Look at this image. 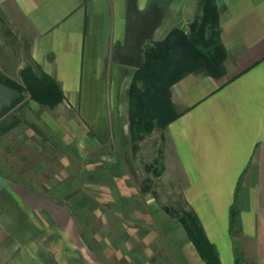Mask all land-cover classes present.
I'll use <instances>...</instances> for the list:
<instances>
[{"label": "crops", "instance_id": "0c3cea01", "mask_svg": "<svg viewBox=\"0 0 264 264\" xmlns=\"http://www.w3.org/2000/svg\"><path fill=\"white\" fill-rule=\"evenodd\" d=\"M151 2L165 4L173 20L183 18L173 5L185 0H137V5L144 10ZM216 4L224 73L192 72L172 85L180 115L164 135L183 178L180 192L220 264H264V0ZM125 30L126 0H0V34L9 44L16 34L22 53L14 62L19 68L14 80L21 82L26 66L53 77L63 99L46 107L62 114L71 136L82 144L91 133L93 146L113 142L114 117L118 122L124 113L118 72L126 65L113 58V51L123 44ZM35 195L0 173V247L17 253L10 263L21 258L24 264H103L89 256L70 219ZM163 226L171 257L160 252L154 264H169L160 262L166 258L173 264H207L176 218ZM127 259L130 264L134 256Z\"/></svg>", "mask_w": 264, "mask_h": 264}, {"label": "rangeland", "instance_id": "374dc122", "mask_svg": "<svg viewBox=\"0 0 264 264\" xmlns=\"http://www.w3.org/2000/svg\"><path fill=\"white\" fill-rule=\"evenodd\" d=\"M173 7L183 18L173 20L167 11L153 41L163 38L173 24H189L202 13L200 0L175 2ZM15 35L9 44L0 34V71L19 79L14 62L22 53ZM8 46L13 51H8ZM133 72V67H119L124 113L118 122L114 117L113 142L93 146L89 144L93 133L85 138V144L76 141L68 131L69 123L62 122L61 113L33 103L28 96L13 110L21 122L0 136V173L28 186L36 201L52 204L55 214L69 218L73 228L81 232L89 256L103 264H127L128 255L134 256L130 264H154L160 252L171 257L172 249L164 235L168 227L163 226L171 216L163 206L187 208L180 192L183 178L170 160L164 130L155 129L136 146L129 141L125 110ZM62 131L68 139L61 137ZM9 252L0 247V264H11V257L17 253ZM164 261L174 262L173 258L160 260ZM13 264L24 261L16 258Z\"/></svg>", "mask_w": 264, "mask_h": 264}, {"label": "trees", "instance_id": "16d2710c", "mask_svg": "<svg viewBox=\"0 0 264 264\" xmlns=\"http://www.w3.org/2000/svg\"><path fill=\"white\" fill-rule=\"evenodd\" d=\"M200 3L201 16L187 24L188 31L175 26L163 38L150 39L142 45L143 62L134 68L127 88L128 136L132 146L155 129L164 130L180 115L171 97L175 82L192 72L202 71L214 77L224 73L225 51L219 42L216 0H200ZM20 75L21 82H17L0 71V83L23 91L28 99L43 106L52 107L63 99L59 84L50 75L42 71L36 73L31 66L22 68ZM163 210L181 223L207 264H220L191 208L163 206ZM230 229L233 234L239 232L235 206L231 208Z\"/></svg>", "mask_w": 264, "mask_h": 264}, {"label": "water", "instance_id": "95a60500", "mask_svg": "<svg viewBox=\"0 0 264 264\" xmlns=\"http://www.w3.org/2000/svg\"><path fill=\"white\" fill-rule=\"evenodd\" d=\"M166 5L151 2L144 10L139 9L137 0H126V30L123 44L113 51V58L122 65L138 68L143 62L142 45L152 39L162 23ZM186 30V24L180 27ZM25 99L23 91L0 83V136L6 134L21 122L13 110ZM71 192L65 198L72 195Z\"/></svg>", "mask_w": 264, "mask_h": 264}]
</instances>
